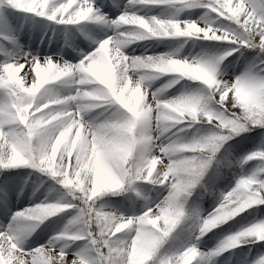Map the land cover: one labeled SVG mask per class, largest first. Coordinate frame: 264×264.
Returning a JSON list of instances; mask_svg holds the SVG:
<instances>
[{
    "label": "snow or ice",
    "instance_id": "1",
    "mask_svg": "<svg viewBox=\"0 0 264 264\" xmlns=\"http://www.w3.org/2000/svg\"><path fill=\"white\" fill-rule=\"evenodd\" d=\"M137 5L205 8L209 11L204 16L213 14L220 23H209L204 16L194 20L141 15ZM8 8L57 24L92 20L115 30L77 63L60 55L23 50L9 51L0 61V168L39 169L58 178L78 201L41 202L16 212L14 222L37 223H10L0 231V264H190L198 260V254L199 258L218 256L243 244L264 241L255 235L264 228V220H259L229 234L207 252L198 245L212 230L249 208L264 205V146H260L239 161L242 167L258 160L254 170L242 172L234 187L221 192L219 203L206 216L195 212L198 229L183 249L156 259L177 225L190 215L185 197L202 181L224 144L264 128V55L234 79L219 75L220 63L240 48L259 49L264 54V0H127L115 18L102 12L96 0H0L4 22L10 26ZM192 37L227 44L222 54L196 59L181 58L174 52L130 56L124 51L126 46L150 38ZM54 57H58L55 63ZM25 64L35 71L30 86L18 75ZM153 72L176 78L152 91L145 81L155 78L149 74ZM184 78L206 87L171 98L160 95ZM65 79H73L78 86L68 95H56L50 86ZM100 108L114 111L102 121L84 118L85 112ZM198 124L210 127L196 128ZM73 128L79 129L75 133L78 148L75 141L65 143ZM192 129L195 132L189 139L177 135H187ZM137 181L167 185L169 190L139 215L117 214L97 204L104 194ZM70 208L78 209L77 213L47 243L22 246L25 232ZM153 208L159 211L153 213ZM161 220L164 227L158 225ZM78 241L84 243L70 251ZM250 264H264V252Z\"/></svg>",
    "mask_w": 264,
    "mask_h": 264
},
{
    "label": "rangeland",
    "instance_id": "2",
    "mask_svg": "<svg viewBox=\"0 0 264 264\" xmlns=\"http://www.w3.org/2000/svg\"><path fill=\"white\" fill-rule=\"evenodd\" d=\"M96 4L100 6L102 12L107 13L111 18H115L120 15L124 5L127 4V0H96ZM136 9L139 10L141 15H162V16H178L180 19H199L204 16V13L208 12L205 8H191L181 10L178 6H142L137 5ZM71 11V9L69 10ZM7 16L10 26L6 24L5 13L0 11V61L5 59L7 52L20 53L23 51H30L41 56H63L65 60L72 63H77L84 54L91 52L97 47V42L103 39L106 35H111L115 30L113 26L105 23H99L96 21H85L77 25H63L47 20V18L39 17L34 14H29L22 11H16L8 8ZM204 20L209 23L219 24V21L215 20L213 14L204 16ZM227 23V22H225ZM6 35L14 36L15 39L5 38ZM59 45L58 48L43 50L42 47L49 46L52 43ZM24 44L17 47L16 44ZM227 42L202 40L196 37L192 38H150L143 41L132 43L124 48V51L130 56L137 55H152L158 53H170L174 52L178 57L189 59L201 58L206 55H219L225 50ZM143 46L149 47L144 51H140ZM235 46V45H233ZM111 48V45L109 46ZM251 49V48H249ZM255 50V49H253ZM246 48H240L238 52L228 56L219 65V75L225 80L234 79V77L240 75L247 68L256 63V54L250 53L245 55ZM245 55V56H244ZM54 63L58 57H54ZM252 62H251V61ZM23 62V61H22ZM44 66L43 59L41 60V67ZM55 71V69H53ZM143 74V73H142ZM154 79L146 80L145 85L152 91L161 89L162 86L175 79L174 74H160L149 73ZM19 77L22 78L26 86H30L32 79L35 77L34 69L29 71V66L25 64L19 72ZM129 75H132L130 71ZM136 79V77H133ZM47 86V85H45ZM78 85L74 83L73 79H65L61 82H57L51 85L52 91L56 95H68L75 91ZM206 86L202 82H195L189 84L185 79H181L180 83L173 87L164 88L160 95L164 98H171L178 96L182 93L197 92ZM43 89H41L42 91ZM143 92V89H142ZM39 95V93H37ZM130 95V94H129ZM230 95H232L230 93ZM148 102H151V96H148ZM145 101L141 100V105ZM32 110H30L31 112ZM114 109L109 108L107 111L103 108L93 109L85 112L84 118L90 122L102 121L109 112ZM103 113V114H101ZM38 115V113H37ZM207 124H198L196 128H209ZM259 129V128H258ZM257 129V130H258ZM79 129L73 128L65 137V143L75 141L77 148L79 147V141H76L75 133ZM81 135H83V130ZM175 131V130H173ZM254 131V130H253ZM195 132V129L189 130L187 135L185 133H177V135L189 139ZM256 133V132H255ZM264 133V129L259 130L257 133V141L251 142L249 147L246 146L245 150L235 160L232 173L228 176H223L222 167L220 165L221 157L218 155L213 160V171L215 179L223 180L221 185L215 194L214 199L208 198L207 207L204 208L199 214L206 216L213 210L219 203L220 193L226 192L235 186L238 176L244 173H250L254 170L255 166L259 163L258 160L250 161L244 164L242 167L239 161L250 151L255 150L257 147L264 146V139L262 142L261 136ZM10 154V143L6 144ZM64 145H61V150ZM73 158L76 154V149L73 148ZM90 155V153H89ZM60 153H57V161L59 160ZM259 159V158H257ZM167 162V161H165ZM236 163V164H235ZM160 164L157 163L156 170L158 171ZM155 175V172L153 173ZM212 174V173H211ZM208 177L211 178L212 175ZM210 186L206 181L203 182L202 190ZM169 188L167 185H155L150 182L137 181L131 186H127L117 192H108L101 196L97 200L98 205H103L106 209L114 211L117 214L125 216L139 215L148 206L159 202L167 195ZM41 202H73V194L68 188L58 182V178L52 177L50 174L41 172L39 169L32 168L30 166H20L13 168H0V231H3L10 223H19L22 226H32L37 222L23 220L13 221V215L22 209H27L30 206L39 204ZM78 209L70 208L58 215L46 219L43 223H40L38 227H35L32 231L25 232L21 237V244L24 247L35 248L40 244H45L56 235L57 232L63 230L68 224L69 219L77 213ZM159 210L153 208V213H157ZM151 218H154L152 216ZM264 220V209L258 213L255 210H251L245 214L244 217L237 220L234 224L230 225L222 232L213 233L211 235L203 236L198 245L201 251L207 252L210 249H214L219 245L221 240L231 233H234L251 223ZM187 218L177 225V228L168 238L167 242L162 246L158 255L157 261L166 255H172L181 251L185 245V242L191 237V235L197 231V226L191 231L188 238L184 241V245L177 249L176 243L178 239L186 235ZM161 227H164V221H159ZM251 239V238H249ZM83 241H78L72 244L70 251L77 248L78 245L83 244ZM251 248V249H250ZM264 252V243L262 245H256L252 247L250 243L241 245L237 248L225 251L218 256H210L207 258H200L203 264H250L259 253ZM199 255V254H198ZM30 259V257L28 258Z\"/></svg>",
    "mask_w": 264,
    "mask_h": 264
},
{
    "label": "trees",
    "instance_id": "3",
    "mask_svg": "<svg viewBox=\"0 0 264 264\" xmlns=\"http://www.w3.org/2000/svg\"><path fill=\"white\" fill-rule=\"evenodd\" d=\"M250 53L256 54V59H255L256 63L258 62V59L260 58V56L264 55V54L259 53V49L253 50V49L246 48L245 55H248ZM184 79L189 84L199 82V81H193V80L188 79V78H184ZM257 129H254V131L245 132L242 135L236 136L234 139L229 140L227 143L224 144V146L220 150V152L217 153V156L219 155L221 157V160L224 161V163L220 162V165L222 167L221 171L223 172V176L224 175L229 176L233 171L232 169L233 168H234V170L236 169L233 162L231 165H229L227 163V161H231V160L235 161L241 155V153L244 152L246 146L249 147V144H251L252 141L253 142L257 141V133L259 132V130H262L264 128H259L258 130ZM263 139H264V133L261 136L260 142H262ZM210 174L212 175L211 178L208 177ZM214 177H215V175H214V171H213V164H211L209 169H208L207 174L204 176L202 181L199 184H197L195 186V188L192 190V192H191L192 194L190 196L185 197L186 208L188 209L190 215L185 217V218H187L186 233H185L186 235H184L182 238L178 239V241L176 243L177 249L181 248L184 245V241L188 238L191 231L198 224V219L195 215V212L198 211L200 213L204 208L207 207L208 198H210V199L215 198V194H217V190H218V188L221 185L223 180H221V179L218 180L217 178L215 179ZM204 181H206L208 184H210V186L205 188V190L203 192L202 185H203ZM262 209H264V205H259V206H254L252 208H249L245 212H243V213L239 214L237 217H235V219L230 220L226 224L220 226L219 228L212 230L207 235H211L215 232L216 233L222 232L223 230L227 229L230 225L234 224L237 220L244 217L245 214L251 210H255L258 213ZM158 225L160 226L159 222H158ZM262 243H264V241H261V242L256 243V244L250 243V245H252V247H253V245L256 246L257 244L262 245ZM243 245H245V244H243ZM197 258H198V260L196 262L194 259L190 262V264H203L199 258V255L197 256Z\"/></svg>",
    "mask_w": 264,
    "mask_h": 264
},
{
    "label": "bare ground",
    "instance_id": "4",
    "mask_svg": "<svg viewBox=\"0 0 264 264\" xmlns=\"http://www.w3.org/2000/svg\"><path fill=\"white\" fill-rule=\"evenodd\" d=\"M24 44H19V43H17L16 44V48L17 47H20V46H23ZM53 46L55 47V48H58L59 47V45H57L55 42L54 43H52L51 45H49V46H45L44 45V47H42V49L43 50H45V51H47V50H50V49H54L53 48ZM149 47H147V46H143L142 48H140V51H144V50H146V49H148Z\"/></svg>",
    "mask_w": 264,
    "mask_h": 264
},
{
    "label": "clouds",
    "instance_id": "5",
    "mask_svg": "<svg viewBox=\"0 0 264 264\" xmlns=\"http://www.w3.org/2000/svg\"><path fill=\"white\" fill-rule=\"evenodd\" d=\"M109 135H111V133L109 132L108 133ZM196 186V185H195ZM195 186H194V188H195ZM192 194V193H191ZM244 205H243V203L241 204V207H243ZM255 235L258 237V238H264V228H261V229H259L256 233H255Z\"/></svg>",
    "mask_w": 264,
    "mask_h": 264
}]
</instances>
